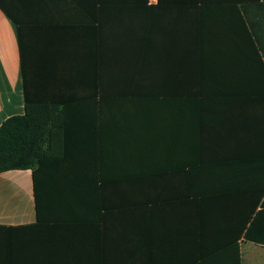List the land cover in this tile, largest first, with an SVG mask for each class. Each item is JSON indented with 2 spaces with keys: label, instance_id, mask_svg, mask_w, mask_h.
<instances>
[{
  "label": "crops",
  "instance_id": "crops-1",
  "mask_svg": "<svg viewBox=\"0 0 264 264\" xmlns=\"http://www.w3.org/2000/svg\"><path fill=\"white\" fill-rule=\"evenodd\" d=\"M249 4L0 0V127L63 113L61 157L0 173V264H264Z\"/></svg>",
  "mask_w": 264,
  "mask_h": 264
},
{
  "label": "trees",
  "instance_id": "trees-1",
  "mask_svg": "<svg viewBox=\"0 0 264 264\" xmlns=\"http://www.w3.org/2000/svg\"><path fill=\"white\" fill-rule=\"evenodd\" d=\"M256 6L264 11V0H250V4L243 7L245 14L249 13L248 10L251 12L249 19L253 29L252 10ZM253 34L257 39L256 30ZM62 118L59 107L27 100L25 114L7 119L0 127V173L35 171L45 160L61 157L62 154L57 152L62 147ZM263 214L255 217L247 233V239L261 244H264V235L260 234L257 227Z\"/></svg>",
  "mask_w": 264,
  "mask_h": 264
},
{
  "label": "rangeland",
  "instance_id": "rangeland-1",
  "mask_svg": "<svg viewBox=\"0 0 264 264\" xmlns=\"http://www.w3.org/2000/svg\"><path fill=\"white\" fill-rule=\"evenodd\" d=\"M263 12L264 11L257 6L252 10L253 24L255 29L259 31V36L264 33V29H262L264 28V15L262 14Z\"/></svg>",
  "mask_w": 264,
  "mask_h": 264
}]
</instances>
